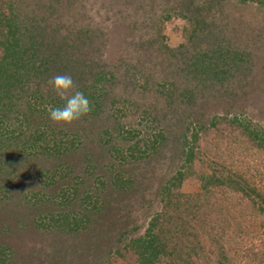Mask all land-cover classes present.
<instances>
[{"label": "rangeland", "instance_id": "obj_1", "mask_svg": "<svg viewBox=\"0 0 264 264\" xmlns=\"http://www.w3.org/2000/svg\"><path fill=\"white\" fill-rule=\"evenodd\" d=\"M58 1L61 33L92 34L83 53L112 75L108 104L114 118L125 130L143 131L104 144L95 135L112 122L102 120L94 137L76 139L83 151L59 163L60 175L74 180H0V199L40 200L41 212L31 210L30 218L41 217L45 230L69 231L52 236L35 230L13 238L0 233V245L19 250L17 259L29 253L25 259L34 257V263L50 264L59 255L55 264H140L133 240L147 237L151 220L166 208L161 187L184 165L170 145L142 153L146 121L155 117L160 129L181 133L189 127L181 141L195 153L174 190L180 197L173 199L171 217L157 221L154 233L161 230L168 247L155 264H264V0ZM36 2L26 4L36 8ZM232 57L240 68L230 67ZM248 131L260 144L249 140ZM45 162L31 164L46 172L51 163ZM109 172L128 185L108 188L111 211L99 218L106 235L90 245L85 239L95 238L88 228L86 235L74 231V224L89 226L80 222L90 213L78 206L89 205L95 188L103 190ZM213 173L237 177L249 194L222 185L203 189L201 176ZM77 188L84 193L75 198ZM25 205L23 200L18 209ZM174 230L177 240L170 239Z\"/></svg>", "mask_w": 264, "mask_h": 264}, {"label": "trees", "instance_id": "obj_2", "mask_svg": "<svg viewBox=\"0 0 264 264\" xmlns=\"http://www.w3.org/2000/svg\"><path fill=\"white\" fill-rule=\"evenodd\" d=\"M19 1L24 5L18 8L14 4L16 0H9L7 7L0 5V180H42L47 179V177L48 180H56L57 178V180H74L67 175H60V171L63 169L59 163L62 160L66 162L69 156L82 152L84 148H81V144H76V139L80 140L81 136L94 137L95 130L102 126V120L112 123L106 126L103 133L99 132L95 135L97 142L105 141L113 144L116 140L125 141L133 136V133L139 135L143 130H125L121 121L116 120L111 113L108 104V85L112 75L108 76L102 66H96L97 62L87 58L83 53L84 47L91 45L89 42L93 40L92 34L88 36V31H83L80 35L79 32L76 33L77 35L61 33L63 25L57 21L62 17L58 14L61 9L58 0H44L45 3H42L43 0H37L36 8L35 6L30 8L26 4L29 0L27 2L26 0ZM40 3L43 4V7L40 6ZM202 8H197V11L202 10ZM51 20L54 23L49 24ZM234 57H232L233 63L229 64H232L230 67L238 69L241 66ZM206 70L209 75L213 73L210 64ZM56 75L71 76L75 88L84 92L92 106L88 115L73 121L71 124L54 123L48 118L49 107L62 105V101L49 84L51 78ZM151 116L153 115L151 114ZM151 118L146 121L149 125L144 132L146 138L143 141H145L144 146L146 148L142 153L155 152L161 147L170 145L175 154L179 153L178 158L183 160L184 165L176 172L170 183L161 187V194L167 199L164 212L151 220L146 238L141 237L133 240L140 264H155L159 255L162 256L167 252L168 245L166 246L159 238L162 236L161 230L157 232L158 234L154 233L157 221H160L161 218L165 220L171 217L173 199L180 197V194H175L174 190L180 187L184 179L185 164L193 163L195 158L194 151L181 141L189 127H186L181 133H174L168 126L160 129L159 119ZM141 119L144 120V118ZM245 129L248 130V128ZM253 133L248 131L247 137L249 140L260 144ZM65 136H68L69 140H63ZM41 137L45 138L44 144L38 146L36 143L38 140H42ZM105 137L111 141L103 140ZM48 139L49 141H47ZM171 139L174 140L172 144H170ZM105 142L104 144H106ZM113 148L114 145H111L104 151L109 152ZM130 149L135 150L137 146H132ZM44 159L45 164L51 163V168L45 169L46 172L31 164ZM109 178L110 180L104 181L102 184L103 190H100L99 187L95 188L97 194L91 197L92 200L89 205L86 204L87 207L78 206L81 211L86 212L87 210L88 214L90 213L89 215L83 213L85 220L80 222L87 221L89 226L82 227L80 224H74L76 226L74 231L83 233V230L88 228L95 238L94 240H91L92 237L85 239L90 245L93 243L100 244L105 237L104 233L106 235L104 225L99 223V218L105 219L104 216L111 211L108 188L109 191L112 186H120L122 189H126L128 185L119 175H114V172L110 173ZM201 181L205 190L211 186L222 185L236 191H242L247 195L250 192V187L244 188L243 184L234 176L213 173L201 176ZM54 184L57 186L55 189L59 188L58 182L55 181ZM129 189L131 190L130 187ZM248 190L249 192H247ZM75 191V198H78V194L84 193L79 188ZM111 193L112 191L109 194L111 195ZM28 198L0 199V233H7L12 238L35 230L37 232L40 230L42 233L48 232L52 236L69 233L60 227L45 230V226L42 224L44 220L41 217L30 218L31 210H34V213L38 210L41 212L42 202L39 200L31 204V199ZM23 200H25L26 205L18 209ZM262 200L264 201V198ZM66 216L64 220L69 218ZM11 220L14 222L10 224ZM185 225L186 223H182L177 226L183 227ZM80 229L81 231H79ZM83 234L86 235L87 233ZM90 234L89 232L88 236ZM171 236L170 239L177 240L175 230ZM98 248L96 247V249ZM11 251L10 246L0 245V264H44L43 262L34 263L30 261L34 257L26 260L25 257L30 256L29 253L23 258L17 259L19 250ZM176 252L174 251L172 254ZM56 257L59 255H54L52 257L54 260L50 264H55Z\"/></svg>", "mask_w": 264, "mask_h": 264}, {"label": "clouds", "instance_id": "obj_3", "mask_svg": "<svg viewBox=\"0 0 264 264\" xmlns=\"http://www.w3.org/2000/svg\"><path fill=\"white\" fill-rule=\"evenodd\" d=\"M53 91L62 101L61 106L49 107L48 118L54 123L71 124L88 115L92 106L84 92L75 88L69 75H56L49 81Z\"/></svg>", "mask_w": 264, "mask_h": 264}]
</instances>
